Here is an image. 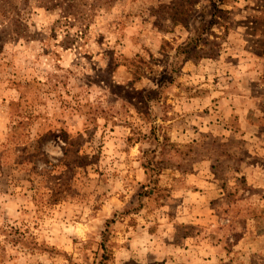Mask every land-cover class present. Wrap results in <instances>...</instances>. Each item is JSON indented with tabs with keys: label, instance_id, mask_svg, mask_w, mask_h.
Here are the masks:
<instances>
[{
	"label": "rangeland",
	"instance_id": "374dc122",
	"mask_svg": "<svg viewBox=\"0 0 264 264\" xmlns=\"http://www.w3.org/2000/svg\"><path fill=\"white\" fill-rule=\"evenodd\" d=\"M0 264H264V0H0Z\"/></svg>",
	"mask_w": 264,
	"mask_h": 264
}]
</instances>
